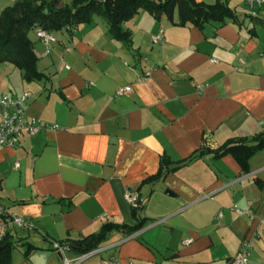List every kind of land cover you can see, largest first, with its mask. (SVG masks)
<instances>
[{
  "label": "crops",
  "instance_id": "1",
  "mask_svg": "<svg viewBox=\"0 0 264 264\" xmlns=\"http://www.w3.org/2000/svg\"><path fill=\"white\" fill-rule=\"evenodd\" d=\"M17 1L0 0V16ZM229 6L235 19L204 29L181 25L177 9L171 19L142 8L123 22L131 46L113 38L97 14L53 31L51 52L32 31L38 79L0 63V91L29 92L27 113L59 126L25 133L15 147L0 145V197L35 223L10 233V264H63L53 241L99 234L107 223L133 225L127 190L138 192L142 216L153 221L131 238L124 229L108 231L91 264L111 254L122 264H237L255 232L249 264H264V149L248 173L231 154H205L144 181L158 173L163 155L178 162L203 146L264 132V10L253 16L245 0ZM161 29L165 40L153 42ZM126 86L131 91L118 95Z\"/></svg>",
  "mask_w": 264,
  "mask_h": 264
},
{
  "label": "trees",
  "instance_id": "2",
  "mask_svg": "<svg viewBox=\"0 0 264 264\" xmlns=\"http://www.w3.org/2000/svg\"><path fill=\"white\" fill-rule=\"evenodd\" d=\"M142 8L156 17L165 13L171 19L177 9L181 25L192 24L200 29H204L209 22L223 25L228 19L236 18L229 6V0H215L213 3L197 0H74L71 5H61V0H19L5 8L0 16V63H13L24 71L29 80L40 78L43 74L38 69L39 57L30 33L37 27L58 31L67 25L88 23L96 14L107 21L109 33L113 38L131 46V33L123 27V22L134 17ZM262 149L264 132L257 133L252 138H229L216 148L203 146L178 162L163 155L158 173L144 181L158 180L205 154H213L216 158L231 154L240 164L242 171L248 173L251 157ZM143 208V204L132 206V218L135 219L133 225L107 223L99 234H90L70 242L71 250L80 254L98 247L106 233L114 228L124 229L127 233L144 228L153 220L142 216ZM14 247L15 243L9 236L0 244V264H10Z\"/></svg>",
  "mask_w": 264,
  "mask_h": 264
},
{
  "label": "built area",
  "instance_id": "3",
  "mask_svg": "<svg viewBox=\"0 0 264 264\" xmlns=\"http://www.w3.org/2000/svg\"><path fill=\"white\" fill-rule=\"evenodd\" d=\"M245 4L252 10L253 16H259L261 10H264V0H245ZM258 8V9H257ZM67 27H71L67 25ZM35 33L38 39L46 45V51L51 52L52 46L58 42L56 35L43 27H37ZM155 43H162L164 38V30L161 29L157 34L152 36ZM264 57V52L260 54ZM216 61V59H213ZM244 63L242 58L239 63L235 65V69L239 70L241 64ZM131 86L120 88L117 91L118 95L125 94L131 91ZM199 90L203 87L199 86ZM30 97L29 92H24L21 95H13L0 91V145L15 147L17 146L22 136L25 133L36 134L42 130L58 128V125H51L40 118L30 116L27 113L26 105ZM18 165V163H17ZM212 193H206L203 198L210 197ZM126 198L132 206H140L142 200L137 191L127 190ZM238 214L251 215L252 209L235 207L233 209ZM16 228H23L26 230H33L35 228L34 219L31 216L19 215L10 210V207L4 203L0 197V244L10 235ZM260 228L264 231V218L261 220ZM141 230V229H140ZM137 231L133 232L136 233ZM130 233L128 238L135 235ZM258 233L255 232L251 238L243 241L239 254L235 257L237 264H249L252 249V240ZM193 241L192 238L183 241L184 244H189ZM53 248L62 255L63 264H85L93 256L103 252L105 248L96 247L80 254H71V245L66 241H53ZM99 264H122L119 257L111 254L109 257L101 260Z\"/></svg>",
  "mask_w": 264,
  "mask_h": 264
},
{
  "label": "rangeland",
  "instance_id": "4",
  "mask_svg": "<svg viewBox=\"0 0 264 264\" xmlns=\"http://www.w3.org/2000/svg\"><path fill=\"white\" fill-rule=\"evenodd\" d=\"M74 1V0H73ZM73 1H72V3H73ZM71 3V4H72ZM62 5V4H61ZM32 34H33V32H32ZM108 242H106L105 244H107ZM95 260H96V258L95 257H92V259L90 260V261H88L86 264H91V263H94L95 262Z\"/></svg>",
  "mask_w": 264,
  "mask_h": 264
},
{
  "label": "water",
  "instance_id": "5",
  "mask_svg": "<svg viewBox=\"0 0 264 264\" xmlns=\"http://www.w3.org/2000/svg\"><path fill=\"white\" fill-rule=\"evenodd\" d=\"M166 193L169 194V195H172V191H170V190H167Z\"/></svg>",
  "mask_w": 264,
  "mask_h": 264
}]
</instances>
